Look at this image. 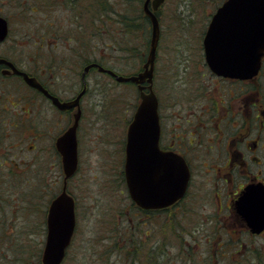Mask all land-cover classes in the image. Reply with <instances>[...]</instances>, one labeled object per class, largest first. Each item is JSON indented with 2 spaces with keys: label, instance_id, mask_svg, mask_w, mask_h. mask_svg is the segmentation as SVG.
Listing matches in <instances>:
<instances>
[{
  "label": "rangeland",
  "instance_id": "obj_1",
  "mask_svg": "<svg viewBox=\"0 0 264 264\" xmlns=\"http://www.w3.org/2000/svg\"><path fill=\"white\" fill-rule=\"evenodd\" d=\"M32 2L0 0V14L7 17L10 24L9 36L0 44V54L14 57L20 65L32 70L35 63L51 65L49 71L58 79L68 74L66 65L76 71L77 61L86 54L94 58L95 52L98 55L102 52L105 65L119 72L128 75L139 69L138 59L114 46H105L107 43L115 45L112 37L93 34L89 26L93 19L99 22V8L94 10L97 18H93L89 10L78 15L66 4ZM124 2L107 0L106 7L114 8L110 11L111 20L117 19V8L132 13L130 8L140 7L144 1ZM220 2L165 1L159 12L162 35L156 63L157 87L162 83V89L175 90L182 78L188 76L190 83L195 79V89L190 90L197 96L200 90H206L203 38L207 19ZM101 12H105V18H110L106 10ZM77 16L80 25L75 23ZM83 37L82 44L76 42L78 39L81 42ZM85 42L88 43L86 50L83 49ZM58 64L61 66L56 67ZM39 74L42 79L48 77L42 71ZM87 79L89 92L85 104L92 110L87 112L81 129V169L71 185L77 192L78 229L62 264H134L130 260L131 253L126 252V256L117 253L113 237L117 226L125 225L126 214L132 211L122 180L123 145L128 124L140 101L139 90L133 82H119L97 69L92 70ZM62 83L65 85L66 81ZM59 177L60 173L53 170L0 175V264H43L47 210L51 199L61 190ZM197 207L192 217L183 220V226H198L184 237L172 218H164L162 229L159 221L149 227V222L144 225L139 221L135 242L140 245V260L136 264H264V233L242 232L231 221L200 222L204 211L217 213V205L207 209ZM206 224L207 237H204L201 235H205ZM125 226L128 230L129 225ZM145 229L152 233L147 241L141 236H145L142 233ZM156 245L162 249L158 254L153 252Z\"/></svg>",
  "mask_w": 264,
  "mask_h": 264
},
{
  "label": "flooded vegetation",
  "instance_id": "obj_2",
  "mask_svg": "<svg viewBox=\"0 0 264 264\" xmlns=\"http://www.w3.org/2000/svg\"><path fill=\"white\" fill-rule=\"evenodd\" d=\"M89 1L92 8L98 7V0ZM226 1L221 0L211 12L207 29L218 8ZM55 2L46 0L49 5ZM58 2L63 4V0ZM83 2L79 0L81 7ZM0 57L9 59L19 69L35 76L49 92L47 94L28 85L24 76L15 73L10 65L0 64V175L39 174L53 170L60 173L57 182L63 189L65 174L56 142L74 123L75 114L81 109L77 129L79 164L76 173L68 179L67 188L75 199L78 217L77 192L71 185L81 169V129L87 112L92 110L85 104L89 92L87 76L93 67L85 79V66L81 58L76 63L78 70L74 71L72 66L66 65L68 74L58 79L54 72L49 71L51 65L35 63L32 70L20 65L14 57L3 54ZM204 66L207 87L199 91V96L190 90L195 89V79L190 83L188 76L182 78L180 85L171 91L162 89V83L157 87L154 81L160 122L159 150L177 154L190 171L185 193L173 204L145 208L138 206L131 198L126 177L128 124L123 145L122 180L125 193L131 200L132 211L126 214L125 225H129L124 234L126 241L135 239L139 221L144 225L149 222L148 227L159 221L162 229L164 218H172L184 237L185 233L198 225L186 228L183 220L192 217L199 209L197 206L207 209L214 207V204L217 205V213L204 211L205 214L200 215V222L231 221L242 232L251 235L264 233H253L245 216L237 208V201L247 187H264V56L259 71L250 78L222 76L213 72L208 63ZM39 71L48 77L42 79ZM62 80L66 81L65 85ZM183 84L185 87H182ZM83 90L77 106L62 109L54 102V97L61 102L73 101ZM204 230L205 235L201 236L207 237V224ZM142 233L145 234L144 237L141 235L145 238L143 241L152 236L146 229ZM155 248L153 252L157 254L162 250L158 245Z\"/></svg>",
  "mask_w": 264,
  "mask_h": 264
},
{
  "label": "water",
  "instance_id": "obj_3",
  "mask_svg": "<svg viewBox=\"0 0 264 264\" xmlns=\"http://www.w3.org/2000/svg\"><path fill=\"white\" fill-rule=\"evenodd\" d=\"M165 0H145L144 10L152 24L151 44L143 69L137 74L123 75L92 62L84 68V78L91 67L97 66L118 81L139 84L140 103L128 128L126 177L130 194L141 207L168 206L182 196L190 178V171L177 154L159 150L160 122L158 98L153 88L161 23L157 14ZM9 22L0 15V42L9 34ZM206 61L217 74L229 77L250 78L261 65L264 55V0H227L217 10L204 36ZM12 70L24 76L26 82L49 94L35 76L19 69L12 61L0 57ZM147 82L148 84H144ZM148 88V91L145 89ZM69 102H54L62 109L79 105L84 93ZM81 109L75 121L57 139L65 171L63 191L50 203L47 214V234L43 250V264H61L71 243L76 227L75 200L67 192V179L78 167L77 128ZM237 208L248 222L253 233L264 230V187H247L237 201Z\"/></svg>",
  "mask_w": 264,
  "mask_h": 264
},
{
  "label": "trees",
  "instance_id": "obj_4",
  "mask_svg": "<svg viewBox=\"0 0 264 264\" xmlns=\"http://www.w3.org/2000/svg\"><path fill=\"white\" fill-rule=\"evenodd\" d=\"M58 1L59 0H56L55 4L59 3ZM131 1L133 2V0ZM43 3L45 4L46 1L44 2V0H33L32 2V4H38V5H41ZM126 3L127 2L125 0L124 4ZM63 4H66L68 7L72 9L74 8L75 13L78 15L89 10L90 12H92L93 18H97L98 14L94 10L95 9L98 10L99 8V12H100L99 22L93 19L92 23H90V26H89L90 28H93L92 30L93 34L100 33V35L103 36V38L109 35L110 37L113 38V40L116 43L115 45H112V44L109 45L107 43L105 46H109V47L114 46L115 49L124 52L128 56L131 55L133 58L138 59L141 65L138 67L139 69L136 70L135 72L133 73L130 72L131 74L137 73L143 69V65L146 62L147 57H148L150 44H151V37H152V24H151L150 18L144 11V2L138 8L129 7L132 13H128V10L119 11V9L117 8L116 11H117L118 16L116 20L115 19L111 20L110 11H114V8L112 7L111 9L110 6L106 7L108 5L107 0H100V1L98 0L97 8H92L91 1L87 2L86 0H84L82 7H81V4L79 3V0H63ZM103 9L107 11V15L110 16V18L107 19L104 17L105 12L104 13L101 12ZM75 21H76L75 23L78 25L82 24L81 22H79L78 16L76 17ZM84 25L88 26L86 24ZM83 39L84 37L81 38V42H80V39H78L76 42L82 44ZM87 46H88V43L86 42L83 43V49L86 50ZM79 50L80 49H78V51ZM103 57L104 55H102V52H100L99 55L98 53L95 52L94 58H90L86 54L83 56V65L86 66L87 64L91 62H98L102 64L103 66L108 67L105 65V59ZM94 69H97V68H92L91 71ZM119 73L127 75L126 73H123V72H119ZM137 227H139V225H137ZM126 228L127 227L124 224L121 226H117V234L113 237L114 239L113 246L117 248V251H118L117 253H119V255L123 254L124 256H126V252H128L129 254L131 253L132 258H130V260L134 264H136L140 260L139 259L140 245L138 244L139 242L137 241L135 242V239H133L132 242H129V241L124 242L125 240L123 238H125L124 232L126 231ZM120 239L124 240L122 244H120L121 242ZM107 242H111V241L107 240Z\"/></svg>",
  "mask_w": 264,
  "mask_h": 264
}]
</instances>
